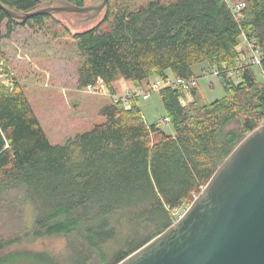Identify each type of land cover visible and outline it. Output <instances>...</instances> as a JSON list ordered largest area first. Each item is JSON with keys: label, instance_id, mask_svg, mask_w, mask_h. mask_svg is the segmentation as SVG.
I'll list each match as a JSON object with an SVG mask.
<instances>
[{"label": "trees", "instance_id": "trees-1", "mask_svg": "<svg viewBox=\"0 0 264 264\" xmlns=\"http://www.w3.org/2000/svg\"><path fill=\"white\" fill-rule=\"evenodd\" d=\"M0 1L32 11L61 0ZM242 2L236 16L232 5ZM29 24L72 38L81 56L77 88L101 78L111 98L102 122L53 144L20 81L0 80V264H117L170 227L172 210L192 203L264 119V0H109L101 20L75 32L53 15L20 22L0 8V59L4 37ZM243 38L260 51L262 79L241 58ZM196 66L220 70L225 94L199 103L192 88L187 105L181 87L153 92L173 133L146 120L137 93L118 94L121 79L134 92L154 76H196ZM59 236L62 251L27 244Z\"/></svg>", "mask_w": 264, "mask_h": 264}, {"label": "water", "instance_id": "water-1", "mask_svg": "<svg viewBox=\"0 0 264 264\" xmlns=\"http://www.w3.org/2000/svg\"><path fill=\"white\" fill-rule=\"evenodd\" d=\"M108 1H51L32 11L0 1V8L20 22L56 14L75 32L101 20ZM117 264H264V124L238 143L177 221Z\"/></svg>", "mask_w": 264, "mask_h": 264}, {"label": "rangeland", "instance_id": "rangeland-1", "mask_svg": "<svg viewBox=\"0 0 264 264\" xmlns=\"http://www.w3.org/2000/svg\"><path fill=\"white\" fill-rule=\"evenodd\" d=\"M53 16L71 29L56 14ZM243 41L247 45V51L241 55L242 59L251 55L249 45L244 38ZM2 44L4 58L0 59V80L8 83V78L14 76L20 81L53 144H64L77 132L86 131L94 123L104 120L99 115V110L110 100V92L106 88L105 92L109 95H96L78 90L77 69L81 56L72 38L55 37L44 27L29 24L17 26L10 36L4 37ZM240 52L242 53V49ZM195 71L198 77L199 103L211 102L224 96V87L217 76L210 74L211 70L201 72V66H196ZM256 72L258 78L262 79L260 67L256 66ZM170 77L174 78L172 75ZM151 80L157 81L158 77L154 76ZM131 85L124 79L117 81L118 94L123 97ZM144 88L147 89L148 84ZM182 99L187 105L194 100L191 95ZM140 105L148 122L160 121L164 130L173 133L171 123L163 121L165 110L158 93L152 94L149 100L141 98ZM262 124L264 119L260 125ZM182 206L172 210L174 215L178 216L182 212ZM30 215L29 209L26 208V216L29 218ZM27 244L31 248L57 252L64 249L66 240L61 236L47 237L35 239Z\"/></svg>", "mask_w": 264, "mask_h": 264}, {"label": "built area", "instance_id": "built-area-1", "mask_svg": "<svg viewBox=\"0 0 264 264\" xmlns=\"http://www.w3.org/2000/svg\"><path fill=\"white\" fill-rule=\"evenodd\" d=\"M245 6V3H238V4H233L232 5V10L233 12L236 14V16H241V9ZM246 42H248L246 40ZM249 47L251 48V55L249 57L251 63H253L254 65L257 66H261V56H260V51L255 49L253 47V44H251V42H248ZM225 72H227V74L229 76H233L234 75V71L232 69H228L225 67L224 69ZM222 72L218 69H214L213 71L210 72L211 75L213 76H219ZM165 85H170V86H175V87H181L183 88L186 92H189L190 89L192 88H196L198 86V77L193 76L191 78H182V77H177V78H160L157 81H153L151 83H149L148 88L147 89H137V95L143 97L144 99H148L150 98L151 94L155 91H158L159 89H161L162 87H164ZM107 86L104 82L103 79L99 78L97 80L96 83L93 84H89L83 88H79V91H85V92H89V93H93L96 95H109V93H106ZM108 91V88H107ZM132 93L129 92L127 90L126 92V96L131 95ZM125 96V97H126ZM115 99L118 98V96L114 97ZM183 101V99H182ZM184 102V101H183ZM169 118L165 117V122H168ZM191 203H185L182 207L183 210L182 212L176 216V219H179V217L181 216V214L190 206ZM181 207V208H182Z\"/></svg>", "mask_w": 264, "mask_h": 264}, {"label": "crops", "instance_id": "crops-1", "mask_svg": "<svg viewBox=\"0 0 264 264\" xmlns=\"http://www.w3.org/2000/svg\"><path fill=\"white\" fill-rule=\"evenodd\" d=\"M245 39V38H244ZM246 40V39H245ZM247 47V45L245 44V42L242 40V42L240 43V45L237 47V49H238V51L240 52L241 51V49H242V52L243 51H247V49H246V47ZM243 47V48H242ZM241 53V52H240ZM242 55V54H241ZM243 55H244V53H243ZM168 74H171L170 72H168ZM220 80V79H219ZM120 95V94H119ZM188 95H191V97H193L194 98V96H193V94L191 93V92H185V96L187 97ZM149 100V99H148Z\"/></svg>", "mask_w": 264, "mask_h": 264}, {"label": "flooded vegetation", "instance_id": "flooded-vegetation-1", "mask_svg": "<svg viewBox=\"0 0 264 264\" xmlns=\"http://www.w3.org/2000/svg\"><path fill=\"white\" fill-rule=\"evenodd\" d=\"M78 17H79V19H81V20L84 22V18H83V17H81V16H79V15H78Z\"/></svg>", "mask_w": 264, "mask_h": 264}]
</instances>
